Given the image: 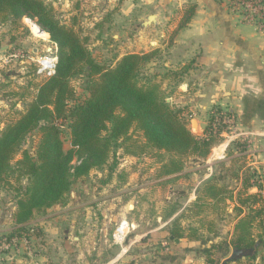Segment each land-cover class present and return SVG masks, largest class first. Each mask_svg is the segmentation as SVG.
<instances>
[{"label": "rangeland", "instance_id": "374dc122", "mask_svg": "<svg viewBox=\"0 0 264 264\" xmlns=\"http://www.w3.org/2000/svg\"><path fill=\"white\" fill-rule=\"evenodd\" d=\"M121 1L43 0L53 9L55 17L61 23L73 28L87 53L100 65L107 67L113 66L124 53H128L129 49L123 50L122 42L126 39L131 42L133 38L132 27L124 34L118 33L117 27L120 24L133 21L131 4L127 6L130 13L125 19L117 15ZM240 1L244 0H219L228 11L237 13L243 19L246 11ZM191 4L193 3L188 1L181 8L177 5L172 9V15L178 23L183 20L185 10ZM26 18L29 17L19 21L0 22V132L19 117L35 94L37 86L48 79L37 74L34 59L46 55L56 57V45L49 35L35 36L26 23ZM34 20L38 25L36 19ZM170 40L171 37L169 42ZM145 53L153 55L140 69V82L149 80L157 84L168 104L176 108L173 102L177 95L172 101L171 98L185 88L179 86L180 76L186 71L184 66L166 71L163 54L158 53V56L153 51ZM152 61H158L160 66L152 69ZM85 80L82 74H76L69 80L78 100L88 95L84 89ZM70 103L72 104L71 101ZM212 114L194 115L182 111L180 115L195 135H201L203 131L197 125L191 126V119L205 122L206 127L214 120L219 122L218 126L222 128L220 139L203 157L178 156L144 147L145 140L141 132L131 129V139L125 142L119 140L112 146L105 164L73 180L66 201L55 204L59 208L48 212L46 210L50 208L34 212L31 218L33 220L50 216V231L45 239V232L38 223L28 225L31 219L26 223L27 232L8 236L16 227L13 219L16 201L28 182L26 178H19L16 172L10 170L0 186V216L3 225L7 226V229L0 232V240L12 238V248L20 254L29 252L30 256L45 255L47 258L41 264H153L152 261L162 264L167 259L161 258L168 252L165 248L170 247L168 236L175 233L187 240L188 245L185 248L194 249L193 254L186 255L195 264H222L225 259H229L232 252L227 241L236 211L232 210L235 199L231 200L230 197H234L238 190L245 192V186L251 185L248 190L258 191L264 198V138L257 135L247 136L244 130L236 129L232 121L223 123V118L227 116L216 112L218 117L211 119ZM57 124L61 130L64 150H72L68 120H58ZM39 139L38 131L31 132L25 138L22 148L33 156ZM220 146L223 155L214 157ZM125 148L133 154L126 153ZM19 157L20 154L15 159ZM175 158L181 160L182 169L164 175L162 165ZM77 163L74 156L71 165L75 166ZM205 175L207 176L204 177ZM243 196L245 195L241 197ZM173 212H177V216L169 224L170 227L158 230L156 245L151 246L153 251L152 247L160 246L164 242L157 256L152 255L148 245L129 250L127 256L121 254L122 249L130 246L136 229L143 230L149 226L152 228L156 218L159 223ZM58 214L62 219L51 222V218L58 217ZM124 219L146 220L143 225L135 226L134 230L128 232L122 244H117L112 240V233L116 225ZM141 244L140 242L139 245ZM75 249L78 251L76 257ZM149 251L150 254L142 256V253ZM9 254L0 249V262L3 263ZM135 255L138 256L137 263ZM130 256H133L132 259ZM256 256L253 264H264V247L259 249ZM28 259L33 261V257ZM242 260L250 262L246 258Z\"/></svg>", "mask_w": 264, "mask_h": 264}, {"label": "trees", "instance_id": "16d2710c", "mask_svg": "<svg viewBox=\"0 0 264 264\" xmlns=\"http://www.w3.org/2000/svg\"><path fill=\"white\" fill-rule=\"evenodd\" d=\"M194 7L191 4L186 8L178 28L188 22ZM24 17H29L25 19L29 26L37 25L36 19L41 35L48 34L54 42L56 65L55 73L37 86L19 117L0 132V186L10 170L28 181L16 201V227L8 236L27 232L26 223L35 211L63 204L73 180L105 164L112 146L119 140L131 139V129L141 132L144 147L178 156L203 157L218 143L222 132L218 121L214 120L201 135H195L180 116L182 108L168 104L157 84L140 82V69L153 53H127L111 67L100 65L87 53L73 28L61 23L43 0H0V22ZM76 74L86 79L84 89L88 95L82 100L75 97L69 85ZM216 112H212L211 119L218 117ZM62 119L68 120L72 150L63 148L57 124ZM33 131H38L40 139L32 156L22 145ZM125 151L133 154L127 148ZM18 154L20 157L15 159ZM74 156L78 163L72 166ZM162 169L164 175L180 171L181 160L171 159ZM251 187L245 186V192L236 193L237 204L232 210L236 211L237 220L227 242L233 249H245L247 254L225 259L222 264H253L259 249L264 247V198L258 191L250 192Z\"/></svg>", "mask_w": 264, "mask_h": 264}, {"label": "crops", "instance_id": "0c3cea01", "mask_svg": "<svg viewBox=\"0 0 264 264\" xmlns=\"http://www.w3.org/2000/svg\"><path fill=\"white\" fill-rule=\"evenodd\" d=\"M188 1L195 5L193 13L188 22L178 28V20L174 19L172 9L177 5L181 8L183 3ZM121 3L122 8L120 6L117 15L125 19L130 13L127 8L129 4L132 5L133 11V21L128 20L117 27L119 34H124L130 27L133 29L132 41L126 39L122 42L123 50L129 49L128 53L142 54L153 51L158 56L163 54L166 71L184 66L186 71L180 76L179 86L185 88L171 98L172 101L177 95V99L173 102L176 108H182L183 111L194 115L215 111L228 114L236 129L244 130L247 136L257 135L264 138V19L262 24L247 22L237 13L228 11L219 0H122ZM145 11L148 12L144 13ZM149 15H154V20L150 23L147 20ZM169 37H171L170 42ZM151 65L152 69L160 66L158 61H152ZM168 82L172 83L171 80ZM220 149L222 150V147L214 157L221 155ZM230 199H235L234 207L237 204L236 194ZM59 207L55 205L46 211H53ZM13 210L14 207L12 213ZM176 216L177 212H173L159 223V219L156 218L152 228L149 226L143 230L136 229L134 238L130 242V246L133 247L127 245L122 249L121 254L127 256L129 250L144 245H148L152 251L151 246L156 245L158 230L168 228ZM49 217L46 215L28 222V225L38 223L45 232L43 239L50 231ZM60 217L58 214V217L51 218V222H58L57 219H62ZM145 220H126L131 224L129 232L134 230L135 226L143 225ZM236 220L234 218L233 226ZM9 223L12 225V221ZM3 224L0 216V232L7 229ZM169 236H173L178 241L169 239ZM169 236L170 247L165 248L168 252L161 258L167 259L162 264H195L186 255L194 253V249L185 248L188 245L187 240L179 235L174 237L172 233ZM74 238L79 239V237ZM162 245L160 243V246L152 247L154 249L152 255L157 256L161 252ZM150 251L142 253V256L150 254ZM18 252L7 255L5 261L0 264H33V261L34 264H41L47 258L42 254L30 256L29 252H21V254ZM74 252L76 257L78 251L75 249ZM29 257H33V261L28 259ZM132 257L130 256V259ZM134 257L137 263L138 256ZM152 263L155 264L154 261Z\"/></svg>", "mask_w": 264, "mask_h": 264}, {"label": "built area", "instance_id": "2783aa9c", "mask_svg": "<svg viewBox=\"0 0 264 264\" xmlns=\"http://www.w3.org/2000/svg\"><path fill=\"white\" fill-rule=\"evenodd\" d=\"M244 4L243 20L255 24H262L264 19V0H244L240 1ZM36 63V72L41 77L49 78L55 73L56 57L54 55L41 56L34 59ZM231 122V118H223V123ZM214 124V122H213ZM222 146V145H221ZM220 146V147H221ZM219 148V147H218ZM223 151V150H222ZM221 151V157L223 155ZM131 228L126 220H121L115 227L112 233V240L117 244H122ZM13 239H1L0 240V249L6 253H14L15 249L12 248Z\"/></svg>", "mask_w": 264, "mask_h": 264}, {"label": "water", "instance_id": "95a60500", "mask_svg": "<svg viewBox=\"0 0 264 264\" xmlns=\"http://www.w3.org/2000/svg\"><path fill=\"white\" fill-rule=\"evenodd\" d=\"M147 20L149 23L152 22L154 20V15H149ZM40 29L42 30V28H40ZM190 125L191 126L197 125L199 127V129L202 131H204L206 126H207V124L205 122H196V120H194V119L190 120ZM169 239L174 240L175 242L178 241V239L173 238V236H169ZM245 254H247V251L245 249L234 248V249H232V253H231L229 258L234 259V258H238L240 256H243Z\"/></svg>", "mask_w": 264, "mask_h": 264}, {"label": "bare ground", "instance_id": "6f19581e", "mask_svg": "<svg viewBox=\"0 0 264 264\" xmlns=\"http://www.w3.org/2000/svg\"><path fill=\"white\" fill-rule=\"evenodd\" d=\"M29 27H30L31 31L33 32V34H34L35 36L43 37V36L41 35V30H40L39 26H37V25H35V24H32V25H30Z\"/></svg>", "mask_w": 264, "mask_h": 264}]
</instances>
